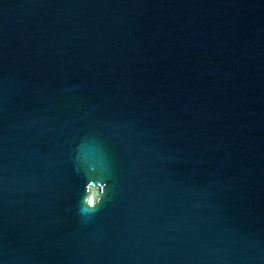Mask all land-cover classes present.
<instances>
[{
  "label": "water",
  "instance_id": "obj_1",
  "mask_svg": "<svg viewBox=\"0 0 264 264\" xmlns=\"http://www.w3.org/2000/svg\"><path fill=\"white\" fill-rule=\"evenodd\" d=\"M0 264H264V0H0Z\"/></svg>",
  "mask_w": 264,
  "mask_h": 264
}]
</instances>
